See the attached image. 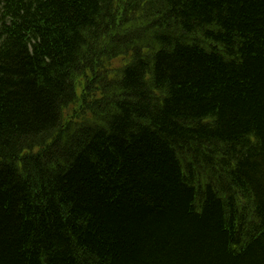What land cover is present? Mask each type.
Here are the masks:
<instances>
[{
    "label": "trees",
    "instance_id": "1",
    "mask_svg": "<svg viewBox=\"0 0 264 264\" xmlns=\"http://www.w3.org/2000/svg\"><path fill=\"white\" fill-rule=\"evenodd\" d=\"M0 264H264V0H0Z\"/></svg>",
    "mask_w": 264,
    "mask_h": 264
}]
</instances>
